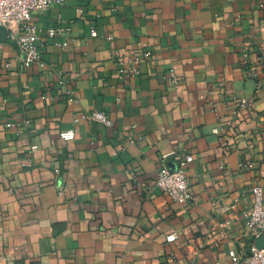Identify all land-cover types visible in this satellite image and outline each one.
Returning <instances> with one entry per match:
<instances>
[{
  "label": "crops",
  "instance_id": "0c3cea01",
  "mask_svg": "<svg viewBox=\"0 0 264 264\" xmlns=\"http://www.w3.org/2000/svg\"><path fill=\"white\" fill-rule=\"evenodd\" d=\"M33 22L45 68H26L10 33L0 43V264L247 252L244 214L264 192V72L255 65L259 87L243 56L264 52V0H69ZM137 54L138 74L122 77L118 58ZM93 112L111 125L82 119ZM174 152L193 158L186 206L156 186Z\"/></svg>",
  "mask_w": 264,
  "mask_h": 264
},
{
  "label": "built area",
  "instance_id": "2783aa9c",
  "mask_svg": "<svg viewBox=\"0 0 264 264\" xmlns=\"http://www.w3.org/2000/svg\"><path fill=\"white\" fill-rule=\"evenodd\" d=\"M69 0H0V26L7 29L8 33L13 35L19 50V58L21 63L30 68L33 65H39L45 68L43 61V49L40 44V29L33 22V15L38 11H45L54 6H63ZM69 31L64 28H55L48 31L50 38H55ZM148 54H137L130 58H118L121 64L128 63L129 68L123 70L122 77H129L138 74V65L141 58H146ZM246 77L251 80L258 81V86H262V78L255 68L260 65L264 72V52L258 51L253 54H244ZM7 64L6 66H9ZM170 79L173 84L178 83V77L173 69L170 70ZM72 97V93L68 92ZM240 106L253 109V104L247 100H241ZM82 119L99 122L104 125H111L107 116L103 112H93L85 114ZM9 129H16L14 122L6 124ZM218 133V130L214 131ZM37 146L31 147V152L35 151ZM173 158L175 169H171L168 159ZM193 161L191 156L182 157L174 152L170 156H165L161 162V168L156 180V186L165 193L169 199L177 204L186 206L193 200V191L190 180L186 174L187 166ZM246 228L248 230L247 252L241 246V251L233 250L230 252L232 264H264V249H258L256 242L264 239V192L261 188L254 190V203L250 210L245 212ZM177 239L172 235L167 237L168 242Z\"/></svg>",
  "mask_w": 264,
  "mask_h": 264
},
{
  "label": "water",
  "instance_id": "95a60500",
  "mask_svg": "<svg viewBox=\"0 0 264 264\" xmlns=\"http://www.w3.org/2000/svg\"><path fill=\"white\" fill-rule=\"evenodd\" d=\"M8 41V31L5 27L0 26V43ZM258 249H264V239H260L256 242Z\"/></svg>",
  "mask_w": 264,
  "mask_h": 264
}]
</instances>
